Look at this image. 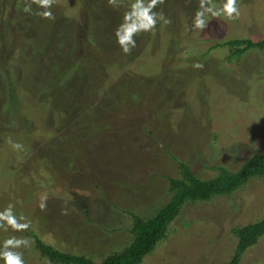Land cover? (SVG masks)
<instances>
[{
	"label": "rangeland",
	"instance_id": "1",
	"mask_svg": "<svg viewBox=\"0 0 264 264\" xmlns=\"http://www.w3.org/2000/svg\"><path fill=\"white\" fill-rule=\"evenodd\" d=\"M131 2L55 0L50 20L0 0V211L13 204L29 224L0 230V246L29 237L25 264H51L34 234L101 263L131 244V214L149 218L170 200L178 162L212 180L216 167L235 172L264 154V50L229 61L217 47L263 40L264 0H238V17H209L203 31L192 30L198 0H165L155 11L171 22L136 36L125 55L115 30ZM263 217L264 179L189 203L143 264H226L232 229ZM240 264H264V238Z\"/></svg>",
	"mask_w": 264,
	"mask_h": 264
},
{
	"label": "trees",
	"instance_id": "2",
	"mask_svg": "<svg viewBox=\"0 0 264 264\" xmlns=\"http://www.w3.org/2000/svg\"><path fill=\"white\" fill-rule=\"evenodd\" d=\"M217 47L229 48L231 50L229 61H232L253 49L264 50V39L259 42L251 39H236L217 45ZM158 140L163 142L164 138ZM76 143H78L77 140ZM178 165L182 177L169 179L170 200L156 209L149 218L131 214L132 241L121 252L113 253L101 263H96L84 255L60 252L46 245L34 234L37 250L51 264H143L145 258L153 254L158 245L167 239L170 226L187 204L205 203L216 198L231 197L245 188L251 180L264 179V154L253 155L235 172L223 166L216 167L218 175L212 180H201L194 175L188 165L181 162H178ZM231 233L236 238L237 245L226 264H240L244 254L264 238V217L254 223L234 227Z\"/></svg>",
	"mask_w": 264,
	"mask_h": 264
},
{
	"label": "clouds",
	"instance_id": "3",
	"mask_svg": "<svg viewBox=\"0 0 264 264\" xmlns=\"http://www.w3.org/2000/svg\"><path fill=\"white\" fill-rule=\"evenodd\" d=\"M164 2L165 0H132L128 5L122 22L115 30L116 42L123 54H131L136 47V36L154 31L159 22H163V24L171 22L162 11H155ZM24 3L23 11L25 13L35 14L42 19H55L51 11L55 0H24ZM33 5H36L38 9L35 12H33ZM108 5L119 7V0H108ZM239 14L238 0H223L220 5H217L214 0H198V8L192 21V30L203 31L207 28L209 17L219 18L223 16L235 19ZM192 67L202 69L203 65L196 63ZM7 143L13 150L23 151V145L15 142L11 136L7 138ZM46 200V197L41 200L39 204L41 210L46 209ZM61 214L67 215V209H63ZM23 219L22 216L17 217L14 212V205L9 204L3 211H0V230L4 232H8L10 229L14 232L27 231L29 224L22 223ZM31 243L29 237L12 236L5 239L0 246V260H3L4 264H25L23 252L20 249L30 247Z\"/></svg>",
	"mask_w": 264,
	"mask_h": 264
}]
</instances>
